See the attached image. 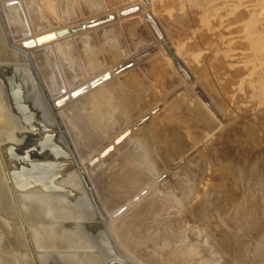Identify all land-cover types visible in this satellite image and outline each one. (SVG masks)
Segmentation results:
<instances>
[{
	"label": "rangeland",
	"instance_id": "1",
	"mask_svg": "<svg viewBox=\"0 0 264 264\" xmlns=\"http://www.w3.org/2000/svg\"><path fill=\"white\" fill-rule=\"evenodd\" d=\"M23 1L0 0V43L8 53L27 58L29 83L9 61L0 63V75L9 98L28 96L33 87L43 108L50 110V125L42 124L39 133V168L50 172L61 164L70 167L89 203L88 222L97 224L106 240V264H141L118 246L114 224L152 192L163 199L162 209L176 225L180 220L186 223L179 227L192 242L200 246L203 241V248L210 245L212 250L206 251L215 254L211 256L215 264H264V0H70V8L65 7L68 0H63V15L59 0L58 4L35 0L38 9L47 12L46 18L40 14V26L30 25ZM10 5L20 6L21 30L11 21ZM57 8L60 13L54 14ZM49 29L64 30L62 36L73 42L75 54L94 56L93 66H99L88 75L84 64H79V74L67 79L63 69L68 63L61 66L63 54L57 50L63 37L20 45V36L33 37ZM47 53L57 57L53 67L60 93L41 73L40 58ZM61 94H65L63 101L54 107L55 97ZM100 94L109 103V111L116 109L111 110L109 122L92 119L91 102ZM129 95L137 97L135 107L127 97L123 102L122 97ZM115 97L122 105H114ZM157 128L171 147L163 158H156L152 151L149 162L154 167L148 162L147 169L143 162L150 177L147 182L129 201L106 209L98 194L99 181L125 155L143 153L146 135L159 134ZM0 160V178L9 187H5L9 197L6 193L4 197L10 199L14 212L0 205V264H25L28 259L38 264L28 223L17 206V190L11 182L14 171L1 169L3 156ZM30 172H23L26 183L33 181ZM39 179L48 177L41 174Z\"/></svg>",
	"mask_w": 264,
	"mask_h": 264
},
{
	"label": "bare ground",
	"instance_id": "2",
	"mask_svg": "<svg viewBox=\"0 0 264 264\" xmlns=\"http://www.w3.org/2000/svg\"><path fill=\"white\" fill-rule=\"evenodd\" d=\"M34 1L24 0L23 2L25 8L24 7L23 8L27 12V15L30 20V22L29 21L28 22L30 23V25L40 26L43 21H41L39 16L42 15L44 16V18H46L47 12L43 10L40 11L38 9V4H37L39 2L35 1L36 2L35 4ZM62 1L63 0H59V2L57 1L59 3L58 4L55 0V2L60 6L58 7L55 4L56 7L60 9L61 14L63 13V11H65ZM69 1L70 0H68V3L65 6L66 8H70ZM44 6L45 5H43L42 7ZM58 8L52 10V12L54 14L57 12L60 13ZM8 11L11 14L10 17H12L13 19V20L11 19V21L15 23L17 29L21 30L23 16L21 15L20 6L12 5L11 7L8 8ZM149 17L151 18L150 15ZM146 19L148 20V14H146ZM44 22L47 21L45 20ZM151 27L153 32L158 37H160L161 32L158 30L157 26L155 25L154 27L153 26ZM39 32L40 33L37 34L34 32L36 35H34L33 37L32 36L23 37L24 35L20 36V41H21L20 45L23 46L24 45L28 46L33 44L40 45V43L50 41V39H60L63 37L62 40L59 42V45L57 44L58 45L57 50L58 53L61 52V54H63V57L60 54H59L60 57L58 55L61 66L64 67V63L65 65L68 63L67 65L69 66V67L66 66L67 69L66 67H64L63 69V74L65 78L68 79L71 77L70 76L71 74L72 76L73 74H77L79 72V67H80L78 66L79 64H84L83 66L85 68L83 70L88 75L91 73L92 69L94 70L99 66V65H97V67L93 66L95 65V60H96L94 56L90 55L88 59V57L85 56L83 53L79 55H77L78 53L75 54V51H73L71 48V44L73 42H70L69 39L67 40L66 38H64V36H62L66 33L64 32V30L52 31L49 29ZM56 58L52 56V54L47 53L46 56L40 58L42 62H40L41 68L40 66L39 68L41 69L42 76L46 78V81L47 79L51 80V84L54 87V89H57V92L60 93L61 90L59 89L61 87L57 88L56 86L57 84H60V82L59 79L57 78L55 69L53 67L55 60L57 61ZM64 59L66 60V62L64 61ZM25 60H27V58H25L22 55H19L17 53L11 54L8 53L7 50L5 51L0 43V63L1 64L6 62L8 63V61L12 62L15 65L16 69H19V75L21 77L23 76V79L29 83L28 79H30L29 77L30 69L28 68V66H26ZM175 64L177 66V63ZM31 70L33 69L31 68ZM0 71H2L1 67H0ZM35 76L36 75H33V77L31 76L32 79L33 78L35 79ZM125 86L127 87L129 85L126 84ZM125 86L124 89L126 88ZM7 87L8 86L4 84L3 74H1L0 75V151H1L0 154H2L4 158V166L1 169L4 168V171L6 170L14 171V176L10 178L12 184L16 186L17 199H18L17 206L20 211V214H22L23 216V219H25L26 222L28 223V228L30 231L29 236L32 240L31 242H33L34 249L36 250L35 257H37V262H39L38 264H106V260L108 259V258L106 259L104 254L108 250L106 246L107 244L106 240H103L104 237L101 233L99 226L97 224L91 225L88 222V219L90 218L88 211L89 203L87 202V198L85 197V194L82 192L80 185L74 179L70 167L66 166V164L64 167L61 164L56 168L57 170L55 169L54 171L52 170L50 172L43 170L41 167L39 168L40 163L38 162L40 160V154L42 150L40 148L41 145H39L38 142V140L42 139V134L39 135V133L40 130L43 128L42 124H45V126L50 125V117L48 115V114L51 115L50 110H48L49 112L48 113L45 110V108H43L45 106H43L41 100L38 97V94L33 91V87L31 88L29 87L30 89H28L29 92L28 96L26 95L19 97L18 100L16 99L13 100L12 97L9 98ZM76 89L77 88L71 89V91H74ZM127 89H125V91ZM31 91L33 92L31 93ZM71 91L68 92V95ZM124 93L122 94V96L124 95ZM64 95L61 94L55 97L53 101L54 107L60 105V102L63 101ZM103 95L100 94V97L97 96L94 99H92L91 108L93 109V114H92L93 118L92 116L86 118L88 119L92 118L94 119V122H96L97 120L96 118L101 117L102 119L109 122L107 118L111 113L112 109L110 111L109 108L107 109L109 103L106 104V99L104 98L105 96ZM113 95L111 97H113ZM130 96L131 95L122 97L123 102L128 98L130 100V103L132 104L131 106L135 107V105L133 104H135V99L137 97L131 98L132 96L131 97ZM112 100L116 101V97L115 99L112 98L111 101ZM116 103L117 101L115 102L114 105H116ZM118 103L121 104L120 102ZM116 107L117 109L118 108L120 109V106L119 107L116 106ZM121 107L122 109H124L125 108L124 104ZM128 107L130 108V106ZM87 108H85V110H87ZM114 109L115 108H113L112 110L113 112L116 110ZM121 112L123 114V111ZM120 115L118 119L119 118L121 119V117H123L122 115L121 116ZM81 121L83 122V120ZM113 122L115 124V120ZM112 123L111 125H113ZM152 131L153 130L149 132ZM157 131L159 134L153 132L154 134H152V136L150 135L151 136L150 138H152L153 140L148 137L149 134L148 135L145 134L147 137L145 141L146 143L144 145L141 144V146L144 148L143 153L140 154L138 151H135L139 154L137 153L130 155L127 154L128 156L125 155V160L122 161L121 163L119 162V165L114 170L110 171L108 175H106L107 178L99 181L98 186L99 185L100 186L98 188V194L100 196L102 204L106 209L111 210L116 205L118 204L121 205L120 203H123L124 201H129L130 197L134 195V193L147 182V180L150 177L146 168L148 169L149 164L151 167H154L152 166L153 164L151 165V162H149L150 159L152 160L151 158L152 151L155 154L154 156L155 157L157 156L156 158H163L164 154L168 151L167 147H171L170 144L166 146V142L164 141L165 139H162L163 134L161 133L160 135L161 131L159 132V129ZM170 136L171 135H169V137ZM154 138H155V142H152L154 141ZM158 138L159 140H157ZM137 141L140 142L139 140ZM132 151L134 150L132 149ZM46 152L47 151H45V153ZM143 162H145L146 168L145 166H143L144 165ZM49 164L53 166L55 165L54 163H49ZM151 167H149V169H151ZM40 169H42L43 171H41ZM25 171H31L30 176L31 178H33V181H29L28 182L29 184L26 183L24 181L25 180L24 177H22L23 172ZM41 174H43V176L45 177H48V179L46 181L43 179L42 180L39 179V176ZM15 177L16 179L14 180ZM2 179L0 178V205L1 207L3 206V208L7 209V212L9 211L11 213L13 211H11L12 204L10 202V199L4 197L6 194H7L6 196L9 197L7 191L5 190V187L8 186L4 185L5 182ZM162 200L160 201L159 194L152 192L148 196L144 197L140 202L131 206L129 211L125 215L121 216L115 222L114 235L116 238V242L123 251V253L125 252L128 255L134 257L135 260L138 261L140 260L141 264H215L216 263L215 259H212V257L215 256V254L211 255L212 251L211 252L206 251V249H208L210 245L207 244L209 246L207 247L205 245L207 248L206 247L203 248L201 246L203 241H201V243H199L201 244L200 245L202 247L201 248L196 241H195L196 243L192 242L190 236H188V234L185 233L179 227L180 225H182L181 220L179 222L180 225L179 226L176 225L172 221V219L168 217V215L166 214V210L162 209L161 206L163 204ZM166 205L167 204H165V206ZM181 216L182 215L180 214V217ZM183 223H184L183 225L185 226L186 223L184 221ZM194 231L196 232V229H194ZM197 234L199 233L196 232L195 235ZM97 236H99L102 239H98ZM200 239L202 240V238ZM204 242L206 244V241ZM108 253H110V250L108 251ZM25 264H30L29 259L27 262H25ZM112 264H117V263L112 262ZM119 264H123V263H119Z\"/></svg>",
	"mask_w": 264,
	"mask_h": 264
},
{
	"label": "water",
	"instance_id": "3",
	"mask_svg": "<svg viewBox=\"0 0 264 264\" xmlns=\"http://www.w3.org/2000/svg\"><path fill=\"white\" fill-rule=\"evenodd\" d=\"M148 21H149V23H150V25L151 26H155L154 24V21L149 17V15H148ZM178 67H179V70L181 71V73L182 74H184L185 76H187V74H186V72H185V70L181 67V66H179L178 65ZM93 203L95 204L94 206H95V209H97V211L99 212V209H98V207H97V204H96V202L93 200Z\"/></svg>",
	"mask_w": 264,
	"mask_h": 264
}]
</instances>
